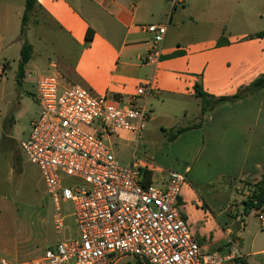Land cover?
Segmentation results:
<instances>
[{"label":"crops","instance_id":"obj_1","mask_svg":"<svg viewBox=\"0 0 264 264\" xmlns=\"http://www.w3.org/2000/svg\"><path fill=\"white\" fill-rule=\"evenodd\" d=\"M189 1L170 12L160 0H36L26 30L31 56L20 87L34 100L38 78L52 75L60 87L81 86L115 106L145 104L151 117L140 133L120 131L107 136L106 143L118 154L131 150L127 162L131 165L135 157L153 184L165 181L169 171L137 158V153L145 155L161 145L177 150L174 172L185 177L178 207L191 235L208 252L224 254L235 244L241 259L252 264L249 257L264 255L259 236L264 225L256 209L243 211L242 202L249 194L246 184L264 177V91L211 106L202 114L195 84L215 100L235 95L264 75V37L250 38L264 31V0L248 2L232 27H220L215 34H200L184 22L191 20L198 0ZM24 3L0 0L4 68L19 63ZM148 24L166 27L157 64L144 60L151 48L143 28ZM88 28L93 30L89 43ZM31 29L39 45L29 40ZM220 38L226 43L217 45ZM148 84L149 95L136 96V89ZM178 128L186 129L176 134ZM171 134L175 136L169 139ZM2 188L0 180V192ZM56 234L51 241L45 232L13 226L0 236V258L10 263L38 258L67 240L62 232Z\"/></svg>","mask_w":264,"mask_h":264},{"label":"built area","instance_id":"obj_2","mask_svg":"<svg viewBox=\"0 0 264 264\" xmlns=\"http://www.w3.org/2000/svg\"><path fill=\"white\" fill-rule=\"evenodd\" d=\"M171 12L185 0H167ZM151 48L145 61L157 64L166 27L148 24ZM152 85L136 96H148ZM39 115L19 148L42 177L61 234L64 208L76 235L48 247L35 259L0 264H228L241 256L235 244L226 253L204 251L182 218L178 202L184 174L169 171L161 184H144L134 157L125 167L105 138L120 131L138 135L150 118L145 104L115 106L78 85L60 87L55 76L38 78L34 95ZM93 126V127H92ZM85 127H90L89 132ZM264 225V207L257 209Z\"/></svg>","mask_w":264,"mask_h":264},{"label":"rangeland","instance_id":"obj_3","mask_svg":"<svg viewBox=\"0 0 264 264\" xmlns=\"http://www.w3.org/2000/svg\"><path fill=\"white\" fill-rule=\"evenodd\" d=\"M165 3L171 12L167 0H160ZM187 2L189 0H186ZM186 2V3H187ZM190 2V1H189ZM206 3L204 8L203 3ZM251 0H232L230 3H220L216 0H198L193 9V16L184 18L188 26L193 27L200 34H215L220 27H232L235 18L246 10V4ZM182 9L180 5L177 9ZM204 8V9H203ZM204 10L202 15L198 12ZM29 40L39 45V39L35 38L31 29ZM35 39V40H34ZM2 58L0 59V126H2V141H0V180H2V191L0 192V236L4 237L3 231L15 227L16 230L28 228L34 232H45L46 238L53 241L56 237L54 228V207L45 192L44 183L38 168L30 163L19 148V142L25 140L30 131L31 123L39 115L37 102L32 99L31 94L25 93L18 78V65L10 62V69L4 68ZM24 70V69H23ZM151 117V116H150ZM1 119L3 121H1ZM93 127V126H92ZM89 132L90 127H85ZM90 133V132H89ZM2 149V150H1ZM115 158L120 165L129 166L127 161L132 155L131 150H114ZM177 150L169 149L166 145L156 147L152 151L137 153V158H144L153 166L162 170L176 171L178 161L176 160ZM156 185V184H153ZM64 221L62 234L65 239L76 235L74 219L68 206L64 208ZM264 239V235H259ZM261 249V247H258ZM1 257V255H0ZM252 264H264V255L249 257ZM246 259H237L231 264H247ZM133 262L129 258L117 260L114 264H128ZM67 264H74L70 260Z\"/></svg>","mask_w":264,"mask_h":264},{"label":"trees","instance_id":"obj_4","mask_svg":"<svg viewBox=\"0 0 264 264\" xmlns=\"http://www.w3.org/2000/svg\"><path fill=\"white\" fill-rule=\"evenodd\" d=\"M37 10L36 0H25L24 3V12L21 18V25H20V32H19V40L22 42L21 48H20V58L18 63V78L19 80L22 79L24 74V66L28 62L31 56V46L26 40V30H27V24L29 21V17ZM93 36V30L88 28L85 35V41L89 43ZM262 38L264 37V31L255 33L253 36H250V38ZM226 43V41L223 38H220L217 42V45H223ZM259 91H264V75L259 76L256 78L251 84L244 89L237 92L235 95L231 97H222L217 98L214 100V98L209 97L202 91V87L200 83L195 84V96L201 99V111L202 114H204L207 109L211 106H215L220 103L224 102H233L237 99L244 98L248 95L257 93ZM186 128H178L175 133L178 134L182 131H184ZM175 136V134L169 135V139H172ZM146 171L142 170V178L144 184H149V180L145 179V173ZM247 188L249 189V194L246 197V199L242 202L243 205V211L245 213L253 210V209H259L264 205V177H262L257 183L255 184H246Z\"/></svg>","mask_w":264,"mask_h":264}]
</instances>
